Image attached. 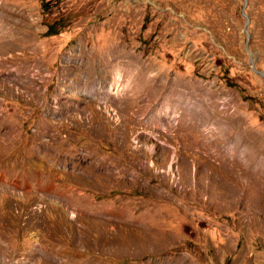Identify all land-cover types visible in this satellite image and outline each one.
<instances>
[{"label":"rangeland","instance_id":"rangeland-1","mask_svg":"<svg viewBox=\"0 0 264 264\" xmlns=\"http://www.w3.org/2000/svg\"><path fill=\"white\" fill-rule=\"evenodd\" d=\"M0 27V264H264V0H0ZM158 84L171 128L138 114Z\"/></svg>","mask_w":264,"mask_h":264},{"label":"bare ground","instance_id":"bare-ground-1","mask_svg":"<svg viewBox=\"0 0 264 264\" xmlns=\"http://www.w3.org/2000/svg\"><path fill=\"white\" fill-rule=\"evenodd\" d=\"M0 39L2 40V46H7V47H12L14 46L13 42L14 41H18L19 39H21V35H20V32H18V30L14 29L13 27L12 28H8V27H0ZM13 41V42H12ZM12 49V48H10ZM115 68V66H114ZM127 75V74H126ZM125 75V77H126ZM118 78L117 79H120L121 76L120 75H117ZM116 76V77H117ZM128 80V79H126ZM125 80V81H126ZM129 80H132V76L129 77ZM153 82V81H152ZM116 83H119V80H117ZM149 83V82H148ZM155 84V82H154ZM167 84V83H166ZM156 85V84H155ZM152 86V85H151ZM149 87V85H148ZM147 87V88H148ZM174 87V86H173ZM146 88V90H147ZM143 90V89H142ZM141 90V91H142ZM145 90V91H146ZM184 90V89H182ZM128 90L125 91V93H127ZM133 94V93H132ZM185 94V93H184ZM184 97V96H183ZM177 98V97H176ZM135 99H136V104L138 103L139 104V109H138V114L140 115L141 112H143L145 109H151L153 107H155V105H157L156 103L161 101V105L160 107L157 108L156 112H157V121L162 124V125H165L167 128H171L172 125H173V121L176 117L178 118H181V115H178L176 116L174 119H172V115H175L178 110H180L177 105H171L170 104V97H169V94L166 93V87L165 86H160L159 84L157 85V88L153 90V92L151 93H140L139 95H136L135 96ZM175 99V98H174ZM182 100V99H181ZM210 100V99H209ZM206 101V100H205ZM155 102V104H154ZM181 103V102H180ZM179 103V104H180ZM213 103V102H212ZM208 104V103H207ZM166 105H169L171 106L170 107V110L166 113H164V115H162V109L166 106ZM181 105V104H180ZM179 105V106H180ZM149 109V110H150ZM155 109V108H153ZM225 110V109H224ZM222 109V111H224ZM221 111V112H222ZM147 113V112H146ZM145 114V113H144ZM179 114V113H178ZM209 112L206 111L205 112V115H204V118H206L208 116ZM192 117V116H191ZM177 118V120H178ZM183 119V118H181ZM180 120V119H179ZM197 123V122H196ZM195 122L193 123L194 125V129L198 130L197 128L198 127H195L197 124ZM181 124V123H180ZM187 125V124H186ZM192 125V124H191ZM192 125V126H193ZM174 126V125H173ZM175 125L174 128H177L179 129L180 127ZM191 127V126H190ZM187 128V127H186ZM204 128H206V125H204ZM192 129V128H191ZM208 129V128H207ZM230 127L229 126H226L225 130H223V132H221L220 134H218L216 137H213L212 136V130L211 131H207L206 129H204V139L207 141L208 144H210V146L212 145L215 149V151H217L219 154H221V156L229 163V165H231L232 167L233 166H236L238 164V161L235 160L233 157H232V154L229 153V149L225 146L226 142L225 140L227 139V135L230 134ZM181 131V130H179ZM220 135V137H218ZM230 137V136H229ZM225 142V143H224ZM225 162V161H224ZM228 165V164H227ZM245 174V173H244ZM251 176V175H250ZM15 184V183H14ZM38 186V185H37ZM65 204V203H64ZM99 218V217H98Z\"/></svg>","mask_w":264,"mask_h":264},{"label":"trees","instance_id":"trees-1","mask_svg":"<svg viewBox=\"0 0 264 264\" xmlns=\"http://www.w3.org/2000/svg\"><path fill=\"white\" fill-rule=\"evenodd\" d=\"M49 34H54V33H56V31H54L53 29H52V27H49Z\"/></svg>","mask_w":264,"mask_h":264},{"label":"water","instance_id":"water-1","mask_svg":"<svg viewBox=\"0 0 264 264\" xmlns=\"http://www.w3.org/2000/svg\"><path fill=\"white\" fill-rule=\"evenodd\" d=\"M243 31L246 33V29L244 28ZM257 74H259L260 76H262V78L264 79V74L262 72H257Z\"/></svg>","mask_w":264,"mask_h":264}]
</instances>
